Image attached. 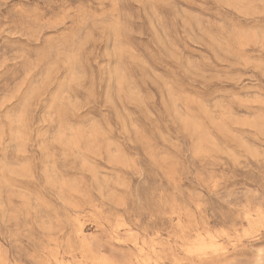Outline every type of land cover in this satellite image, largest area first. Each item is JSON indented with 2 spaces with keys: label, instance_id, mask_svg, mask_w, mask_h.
Returning a JSON list of instances; mask_svg holds the SVG:
<instances>
[{
  "label": "rangeland",
  "instance_id": "1",
  "mask_svg": "<svg viewBox=\"0 0 264 264\" xmlns=\"http://www.w3.org/2000/svg\"><path fill=\"white\" fill-rule=\"evenodd\" d=\"M0 264H264V0H0Z\"/></svg>",
  "mask_w": 264,
  "mask_h": 264
}]
</instances>
